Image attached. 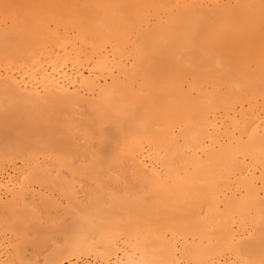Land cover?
Wrapping results in <instances>:
<instances>
[{"label": "bare ground", "instance_id": "bare-ground-1", "mask_svg": "<svg viewBox=\"0 0 264 264\" xmlns=\"http://www.w3.org/2000/svg\"><path fill=\"white\" fill-rule=\"evenodd\" d=\"M0 264H264V0H0Z\"/></svg>", "mask_w": 264, "mask_h": 264}]
</instances>
